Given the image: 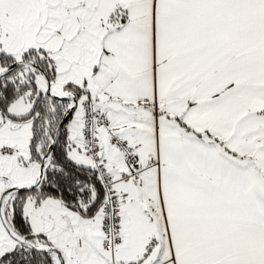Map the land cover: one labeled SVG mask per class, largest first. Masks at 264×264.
I'll return each mask as SVG.
<instances>
[{
    "label": "snow or ice",
    "instance_id": "1",
    "mask_svg": "<svg viewBox=\"0 0 264 264\" xmlns=\"http://www.w3.org/2000/svg\"><path fill=\"white\" fill-rule=\"evenodd\" d=\"M0 264H264V0H0Z\"/></svg>",
    "mask_w": 264,
    "mask_h": 264
}]
</instances>
